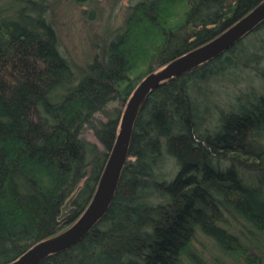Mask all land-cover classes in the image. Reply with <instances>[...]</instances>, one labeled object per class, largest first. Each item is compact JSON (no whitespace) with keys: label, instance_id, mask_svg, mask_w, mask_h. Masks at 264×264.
I'll return each instance as SVG.
<instances>
[{"label":"trees","instance_id":"1","mask_svg":"<svg viewBox=\"0 0 264 264\" xmlns=\"http://www.w3.org/2000/svg\"><path fill=\"white\" fill-rule=\"evenodd\" d=\"M14 1L17 10L0 15V264L81 213L140 78L258 0H139L79 78L58 48L45 14L49 0ZM241 43L148 94L106 213L73 246L37 264H183L197 230L242 264H264V94L223 113L210 132L207 107L199 113L192 91L250 61ZM141 61L145 68L131 76ZM86 125L101 148L82 137ZM167 156L177 165L169 180L161 170ZM72 195V210L61 214Z\"/></svg>","mask_w":264,"mask_h":264},{"label":"rangeland","instance_id":"2","mask_svg":"<svg viewBox=\"0 0 264 264\" xmlns=\"http://www.w3.org/2000/svg\"><path fill=\"white\" fill-rule=\"evenodd\" d=\"M137 1L139 0L48 1L45 14L56 32L58 48L71 64L76 77L84 72L98 47L119 30L129 6ZM19 3L14 0H0V15L15 12ZM180 5L182 6V3ZM173 11L172 14L176 15L178 22L182 13L180 6ZM193 31L191 28L190 32ZM240 40L244 49L252 52L253 58L246 64L235 63L225 68L207 81L196 84L192 90L195 92L199 113L202 114L207 107L205 127L210 132L218 130L223 113L248 106L249 102H253L251 100L264 94V25L247 33ZM145 65L146 61L135 63L130 75L141 73ZM82 137L102 147L92 128L87 125L84 126ZM161 170L164 171L162 178L169 180L175 174L177 165L167 156ZM69 205L65 212L72 208ZM231 224H234V219L226 215V225ZM232 230L239 233L238 228L233 227ZM244 233L251 240H256L250 230L244 229ZM190 247L193 254L191 257H185L183 264H242L235 256L219 249L214 241L200 230L195 232ZM262 250L264 251V245Z\"/></svg>","mask_w":264,"mask_h":264},{"label":"water","instance_id":"3","mask_svg":"<svg viewBox=\"0 0 264 264\" xmlns=\"http://www.w3.org/2000/svg\"><path fill=\"white\" fill-rule=\"evenodd\" d=\"M263 20L264 0H258L253 7L212 38L145 74L135 85L121 110L113 144L106 155L95 189L81 213L63 230L36 241L21 254L2 264H37L48 255L67 249L82 239L104 216L112 201L128 154L135 118L148 94L166 80L221 55ZM70 200L71 198L62 206L61 214H64ZM71 210L72 208L68 211Z\"/></svg>","mask_w":264,"mask_h":264},{"label":"bare ground","instance_id":"4","mask_svg":"<svg viewBox=\"0 0 264 264\" xmlns=\"http://www.w3.org/2000/svg\"><path fill=\"white\" fill-rule=\"evenodd\" d=\"M189 28L191 29L192 27H189ZM189 32H190V31H189ZM190 33H191V32H190ZM65 58H66V57H65ZM66 59H67V58H66ZM159 67H160V66H159ZM146 74H147V73H146ZM80 76H81V75H80ZM80 76H78V78H79ZM143 76H144V75H143ZM143 76H142V77H143ZM142 77H141V78H142ZM141 78H140V79H141ZM129 95H130V94H129ZM128 97H129V96H128ZM128 97H127V99H128ZM127 99H126V100H127ZM126 100H125V102H126ZM125 102H124V104H125ZM123 106H124V105H123ZM114 138H115V137H114ZM113 141H114V140H113ZM112 144H113V143H112ZM111 146H112V145H111ZM110 148H111V147H110ZM101 171H102V168H101ZM101 171H100L99 175L101 174ZM99 175H98V177H99ZM98 177H97V180H98ZM96 183H97V181H96ZM95 186H96V185H95ZM94 189H95V187H94ZM93 191H94V190H93ZM93 191H92V192H93ZM91 194H92V193H91ZM90 196H91V195H90ZM72 197H73V195H72L70 198L72 199ZM89 199H90V197H89ZM89 199H88V201H89ZM70 201H71V200H70ZM65 203H66V202H65ZM69 203H70V202H69ZM87 203H88V202H87ZM68 205H69V204H68Z\"/></svg>","mask_w":264,"mask_h":264}]
</instances>
